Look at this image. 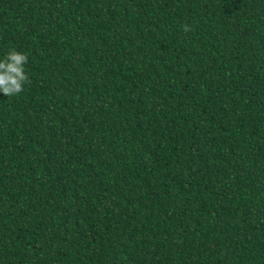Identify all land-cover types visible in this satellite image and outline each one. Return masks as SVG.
<instances>
[{
	"label": "trees",
	"instance_id": "obj_1",
	"mask_svg": "<svg viewBox=\"0 0 264 264\" xmlns=\"http://www.w3.org/2000/svg\"><path fill=\"white\" fill-rule=\"evenodd\" d=\"M13 48L0 264H264V0H0Z\"/></svg>",
	"mask_w": 264,
	"mask_h": 264
},
{
	"label": "clouds",
	"instance_id": "obj_2",
	"mask_svg": "<svg viewBox=\"0 0 264 264\" xmlns=\"http://www.w3.org/2000/svg\"><path fill=\"white\" fill-rule=\"evenodd\" d=\"M181 29L185 33L192 30L187 24L182 25ZM27 62L28 56L14 48L0 59V93L5 97L19 95L24 85L30 83L25 72Z\"/></svg>",
	"mask_w": 264,
	"mask_h": 264
}]
</instances>
